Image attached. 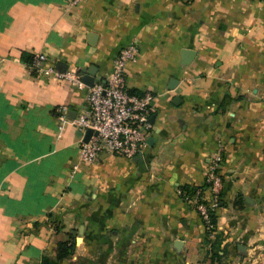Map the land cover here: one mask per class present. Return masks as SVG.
<instances>
[{
	"label": "crops",
	"instance_id": "0c3cea01",
	"mask_svg": "<svg viewBox=\"0 0 264 264\" xmlns=\"http://www.w3.org/2000/svg\"><path fill=\"white\" fill-rule=\"evenodd\" d=\"M132 42L140 56L126 85L155 95L147 144L133 158L105 152L82 163L84 133L68 124L59 135L54 109L84 112L89 87L34 73L23 57L44 52L49 64L95 66L105 79ZM219 147L211 250L178 189L204 184ZM77 212L83 241L109 264L262 260L264 0H0V264H41L62 239L53 220Z\"/></svg>",
	"mask_w": 264,
	"mask_h": 264
},
{
	"label": "built area",
	"instance_id": "2783aa9c",
	"mask_svg": "<svg viewBox=\"0 0 264 264\" xmlns=\"http://www.w3.org/2000/svg\"><path fill=\"white\" fill-rule=\"evenodd\" d=\"M81 1L69 0V5H78ZM139 56L140 48L136 42L122 48L109 75L105 79H97L92 87L88 86L89 106L84 112L71 117L67 106L54 109L59 135L68 124L77 127L84 135L87 129H93L90 139L87 142L83 139L79 146L82 163L94 164L105 152L133 158L146 146L155 95L151 91L133 92L126 85V67L136 62ZM29 67L43 76L68 80L79 87L87 86L82 82L81 69H61L49 64L44 52L34 53ZM223 160V149L219 147L209 158L204 184L191 191L178 189V194L197 210L210 238L217 234L214 215L222 200ZM73 169L78 170L79 165L75 164Z\"/></svg>",
	"mask_w": 264,
	"mask_h": 264
},
{
	"label": "rangeland",
	"instance_id": "374dc122",
	"mask_svg": "<svg viewBox=\"0 0 264 264\" xmlns=\"http://www.w3.org/2000/svg\"><path fill=\"white\" fill-rule=\"evenodd\" d=\"M66 214L67 212H65V215ZM77 214H79V216H76L75 220L72 218V221L71 220L68 221V219L64 215H62L57 219L53 220L52 223L53 232L54 235H56V237L57 236H59V238L62 237V239L60 240H71L73 238L76 241V248L74 255L71 256L69 259L64 260L63 264H69L70 262H81V261L87 264H109L106 263L105 260L102 258L103 253L101 255V251L98 243L96 244V243H91V241L89 242L83 241V236L85 234V217L83 216L82 212H77ZM64 217L67 219L70 225L66 223ZM82 226H83V233H80V229L82 228ZM216 236L214 238H210L209 234L206 235V245H208L211 248V250H213L212 248L214 247V240L216 239ZM96 237H98V234L96 235ZM56 247H57V243L55 246L52 247V249H48L45 254L55 257L57 254ZM261 248L262 249L264 248V242ZM217 261L218 262H215V260L213 259L210 263L228 264L226 260L223 261L217 260ZM197 264H207V263L205 260H202ZM247 264H264V257L262 258V260L260 259H258V261L253 260Z\"/></svg>",
	"mask_w": 264,
	"mask_h": 264
},
{
	"label": "trees",
	"instance_id": "16d2710c",
	"mask_svg": "<svg viewBox=\"0 0 264 264\" xmlns=\"http://www.w3.org/2000/svg\"><path fill=\"white\" fill-rule=\"evenodd\" d=\"M33 56V55H32ZM32 56L31 55H26L23 58L25 60L28 61V63L31 62L32 60ZM34 73H37L35 71H33ZM133 92H136L134 90H132ZM228 103V100H226V98L224 99L223 103H222V107L224 108L226 106V104ZM186 190H195L197 187H183ZM203 188H205V186H203ZM216 218L217 215H214V219L216 222ZM75 248H76V241L75 239H71V240H60L57 242V247H56V256L52 257L50 255H43L42 260H41V264H63L64 260L69 259L71 256L74 255L75 253ZM214 255H219L218 251L215 252L212 257H214ZM69 264H87L85 262H70Z\"/></svg>",
	"mask_w": 264,
	"mask_h": 264
},
{
	"label": "water",
	"instance_id": "95a60500",
	"mask_svg": "<svg viewBox=\"0 0 264 264\" xmlns=\"http://www.w3.org/2000/svg\"><path fill=\"white\" fill-rule=\"evenodd\" d=\"M192 54H193V52L191 50H189V49L184 50L183 56L185 58H187V60H184V61H189V59H190V57H191ZM97 71H98V69L95 66H90L89 68L82 69L81 70V75H82L81 76V79H82V82L85 85H87L89 87H92L95 84V81L97 79H99L98 76H97ZM93 133H94L93 129H87V131H86V133L84 135V141L87 142L90 139V137H91V135ZM80 233H83V226L80 229ZM182 247H183V241L182 240H177L175 242V249L178 252H180L181 249H182Z\"/></svg>",
	"mask_w": 264,
	"mask_h": 264
}]
</instances>
